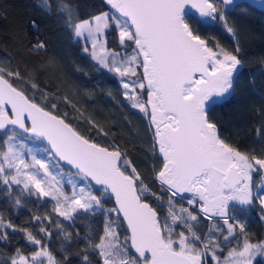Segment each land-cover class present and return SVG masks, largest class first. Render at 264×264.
<instances>
[{"label":"snow or ice","instance_id":"1","mask_svg":"<svg viewBox=\"0 0 264 264\" xmlns=\"http://www.w3.org/2000/svg\"><path fill=\"white\" fill-rule=\"evenodd\" d=\"M103 2L107 10L86 19L70 2L57 7L96 70L118 77L126 106L143 114L150 133L146 160L131 156L141 151L135 144L102 143L110 133L83 117L79 102L42 84L43 71L33 77L14 57L0 59V196L17 210L29 200L52 205L32 217L38 231L0 214V244L19 232L25 240L10 255L0 254V264H73L77 241L86 249L76 254L80 264H264V237L253 240L244 222L258 210L264 225V109L252 149L226 137L214 119L218 107L236 102L247 79L241 33L228 13L248 5ZM256 4L264 7V0ZM43 7L50 13L54 5L43 0ZM217 23L231 49L201 35V29L219 31ZM31 27L39 32L35 20ZM27 48L47 54L48 45L37 36ZM62 106L69 111L61 114ZM147 161L150 179L140 171ZM97 213L104 217L100 232L67 231L77 217Z\"/></svg>","mask_w":264,"mask_h":264},{"label":"trees","instance_id":"2","mask_svg":"<svg viewBox=\"0 0 264 264\" xmlns=\"http://www.w3.org/2000/svg\"><path fill=\"white\" fill-rule=\"evenodd\" d=\"M51 2L54 7L49 13L43 7V0H0V59L9 55L14 57L15 63L25 67L33 77L43 71L44 74L39 76L42 84L79 102L83 117L95 120L110 133L107 141L102 143L117 141L121 148L126 144H135L141 151H132L131 156L146 160L144 150L147 148L150 133L145 128L143 114L126 106L121 96L119 78L106 70L97 71L89 55L83 53V41L74 37L59 14L57 6L61 0ZM65 2H70L75 13L85 19L107 10L103 0ZM228 15L229 22L241 33L242 54L245 58L243 71L247 79L242 81L241 88L237 89L236 102L218 107L214 119L220 124L226 137L235 139L243 149H252L258 147L253 141L256 139L255 129L259 126L258 112L264 109V99H261V96H264V11L248 5L247 8H237ZM33 20L39 25L38 33L31 27ZM216 27L219 28L218 23ZM201 35L210 39L215 37L223 46L230 49L233 47L231 37L222 28H219V31L201 29ZM37 36L47 41V54L36 55L28 52V42H34ZM108 46L115 47L112 43ZM66 111L69 109L62 106L61 114ZM76 122L83 125L81 131L95 138L94 132H88L83 118L76 117ZM150 167L151 161H147L140 168L142 175L147 179L151 178ZM112 206L113 203L107 205ZM51 208L50 203L41 207L29 200L23 208L17 210L12 201L0 196V214H3L5 220L10 219L13 224L29 227L32 231H38V228L31 226L32 217L43 216L51 212ZM258 216V210L250 211L244 221L249 233L255 232L253 240L264 237V226ZM103 220L104 217L99 213L95 216L81 215L76 218L75 225L67 227L66 224V228L73 234L79 232L81 236L95 235L102 230ZM23 236L22 232L16 233L10 244H0V254L10 255L16 247L25 246ZM59 243V237H53V251H59ZM80 251L86 249L77 241L71 248L70 258L73 264H80V258L76 255Z\"/></svg>","mask_w":264,"mask_h":264},{"label":"water","instance_id":"3","mask_svg":"<svg viewBox=\"0 0 264 264\" xmlns=\"http://www.w3.org/2000/svg\"><path fill=\"white\" fill-rule=\"evenodd\" d=\"M238 2L247 4L251 7H253L252 4H253L254 0H238ZM254 8H256L257 10L262 11V12L264 11V7H260L258 4H256V6Z\"/></svg>","mask_w":264,"mask_h":264},{"label":"rangeland","instance_id":"4","mask_svg":"<svg viewBox=\"0 0 264 264\" xmlns=\"http://www.w3.org/2000/svg\"><path fill=\"white\" fill-rule=\"evenodd\" d=\"M81 41H82V40H81ZM263 226H264V225H263ZM254 233H255V232H253V233H251V234L255 235ZM263 234H264V233H263Z\"/></svg>","mask_w":264,"mask_h":264}]
</instances>
